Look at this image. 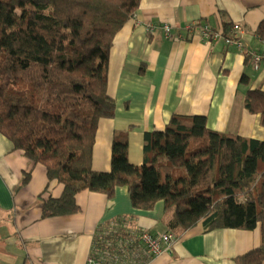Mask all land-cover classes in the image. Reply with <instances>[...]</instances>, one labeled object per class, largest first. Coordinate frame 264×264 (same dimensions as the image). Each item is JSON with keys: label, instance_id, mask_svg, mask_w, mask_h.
<instances>
[{"label": "trees", "instance_id": "obj_1", "mask_svg": "<svg viewBox=\"0 0 264 264\" xmlns=\"http://www.w3.org/2000/svg\"><path fill=\"white\" fill-rule=\"evenodd\" d=\"M141 1L0 0V135L64 186L60 198L44 202L43 219L79 214L82 192L111 198L126 187L135 209L151 210L163 201L174 211L171 229L261 225L263 245L238 263L263 264V141L210 130L205 117L173 115L164 131L145 135L141 166L130 162L129 134L120 132L111 171L93 169L99 121L116 111L107 89L111 48ZM258 33L264 40V22ZM245 106L264 123L262 91H249ZM177 169L184 173L176 175ZM100 237L95 250L118 255L120 242L129 238L114 227Z\"/></svg>", "mask_w": 264, "mask_h": 264}, {"label": "crops", "instance_id": "obj_2", "mask_svg": "<svg viewBox=\"0 0 264 264\" xmlns=\"http://www.w3.org/2000/svg\"><path fill=\"white\" fill-rule=\"evenodd\" d=\"M263 22L264 0H142L111 48L107 89L116 111L114 118L99 121L93 169L111 171L113 141L120 132L129 134L130 162L141 166L145 135L164 131L173 115L205 117L210 130L264 142L262 115L245 106L249 91L264 93V40L258 33ZM166 24L171 38L164 33ZM235 24L241 48L226 42ZM202 26L223 37L205 39ZM254 55L263 57L258 67ZM63 191L43 165L0 135V264H88L97 254L101 231L122 219L126 225L114 230L131 243L141 231L177 237L160 256L141 252L143 264H239L240 257L263 245L261 225L254 230L206 231L202 224L171 229L174 211H167L163 201L151 210L135 209L126 187H118L111 198L82 192L79 214L43 219L44 202ZM102 264L134 262L109 257Z\"/></svg>", "mask_w": 264, "mask_h": 264}, {"label": "built area", "instance_id": "obj_3", "mask_svg": "<svg viewBox=\"0 0 264 264\" xmlns=\"http://www.w3.org/2000/svg\"><path fill=\"white\" fill-rule=\"evenodd\" d=\"M150 29L153 30V27H150ZM164 33L168 38H171V27L169 25H164L163 26ZM239 30L240 26L235 24L232 27V36L233 37H226V42L227 43H234L238 47H242V43L239 36ZM201 33L205 39H214L217 40L221 37V33L215 32L209 28V26H202L201 28ZM262 56L260 55H254V65L255 67H258L259 63L262 61ZM126 221L124 219L118 221L113 227L114 229L116 227L120 226H125ZM177 237L173 233H164V234H152L147 231H141L138 233V238L136 239L135 242L131 243L130 241H121L119 244L120 253L119 255L117 254V251H108L103 249H98L96 252V255H93L91 258L88 260V264H102L103 261L111 257L113 261H116V258L119 261H124L126 258H130L133 260L134 264H143L141 260V252L144 253L145 256H148L150 258H155L157 256L162 255L163 253H166L170 251L172 245L176 242ZM137 243L140 245V247L137 246ZM126 245H130L131 249L125 248ZM137 246V247H136ZM110 253H113L111 255ZM124 254L123 256L121 255Z\"/></svg>", "mask_w": 264, "mask_h": 264}, {"label": "rangeland", "instance_id": "obj_4", "mask_svg": "<svg viewBox=\"0 0 264 264\" xmlns=\"http://www.w3.org/2000/svg\"><path fill=\"white\" fill-rule=\"evenodd\" d=\"M183 173H184V172H183L182 169H177V170H176V175H177V174H183Z\"/></svg>", "mask_w": 264, "mask_h": 264}]
</instances>
